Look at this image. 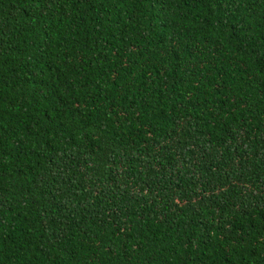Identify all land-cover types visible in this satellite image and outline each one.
<instances>
[{"label": "trees", "instance_id": "obj_1", "mask_svg": "<svg viewBox=\"0 0 264 264\" xmlns=\"http://www.w3.org/2000/svg\"><path fill=\"white\" fill-rule=\"evenodd\" d=\"M0 264H264V0H0Z\"/></svg>", "mask_w": 264, "mask_h": 264}]
</instances>
